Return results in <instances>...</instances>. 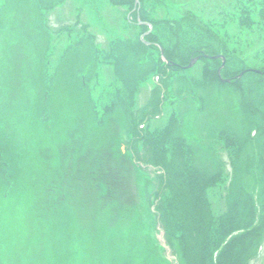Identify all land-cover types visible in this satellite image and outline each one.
Masks as SVG:
<instances>
[{"label": "trees", "instance_id": "trees-1", "mask_svg": "<svg viewBox=\"0 0 264 264\" xmlns=\"http://www.w3.org/2000/svg\"><path fill=\"white\" fill-rule=\"evenodd\" d=\"M75 2L78 3L75 6L77 17L87 11L94 15L100 27L103 20L113 23L110 28L102 23L107 36L103 46L95 42L94 35L86 28L89 22L87 25L82 23L78 30L70 24L54 32L47 25L46 14L40 30L42 34H48L47 45L53 47V54L75 47L83 56L90 47L98 81L90 84L84 79H76L75 92L64 94L68 97L72 118L69 125L65 119L62 130L58 131L51 119L67 109L66 100L53 101L59 87L57 82L53 83L48 71L43 73L49 69L52 59L58 57L63 61L65 53H58L51 61L42 57L46 69L38 74L42 82L41 93L32 105L39 119L51 127L56 140L53 145L41 147L43 167L38 173L40 180L35 178L40 185H27L29 178L22 177L20 166L24 155L11 153L0 145V191L17 193L29 187L47 197L64 196L67 192L65 184L49 178L46 171L47 167H52V159L67 182L70 176L80 178L76 169L95 177L99 200L111 203L105 206L106 211H110L121 208L116 200L122 198L123 186L128 184L129 175L134 174V167L138 173H147L152 183L148 190L142 187L144 193L147 192L149 205L153 206L150 209L155 218V222L150 223L152 234L162 225L166 245L179 264H250L264 240V200L256 199L254 190H247L246 195L241 194L243 199L239 203L247 208V215L239 217L230 213V206L226 208L223 201L229 192L228 175L225 177L217 170L206 171L195 164L196 146L190 137L180 132L178 110L181 108L178 104L194 92L197 95L195 88L201 85L214 83L240 87L244 81L247 86L243 117L249 121V116L252 127L256 126L264 134V0H140L139 8L136 0ZM104 4L109 5L106 14L103 13ZM114 5L123 6L121 18L113 19V12L117 10ZM140 20L144 22L140 23ZM149 23L153 27L144 37L150 41L146 43L141 34L149 29ZM76 31L83 34L78 41L75 40L78 38ZM49 34L55 36L53 46L49 43ZM89 37L90 43L87 42ZM159 44L167 60L163 59ZM206 53L226 57L221 73L231 78L229 82L222 80L217 72L222 57L207 56ZM193 56H198V61L203 64V76L209 80L199 78L179 95L172 87V80L179 72L191 68L186 65ZM105 68L112 71L108 78L101 74ZM79 70V73L84 72L85 64ZM243 70L242 76L237 77ZM154 74L161 76L160 82L153 79ZM147 82L152 85V100L137 105L136 92ZM83 92L87 95L86 106L81 98ZM67 113L68 109L66 116ZM163 118L165 123L160 122ZM151 121H159L161 125L151 127ZM67 142L77 144L73 147ZM226 144L230 145L231 141ZM52 155L54 158H50ZM233 166L235 175L240 165L233 162ZM70 169H73L72 174ZM45 179H48L47 183L57 182V191L52 192L49 184L44 185ZM221 184L227 192L220 201L224 208L220 205L217 210L212 196ZM234 189L231 185L230 191ZM82 192L88 194V191ZM62 204L59 200L56 207ZM66 212L68 218V208ZM97 216H106V227L112 223V217L107 214ZM66 225L69 226L68 222ZM121 229L123 227L118 230ZM111 231L110 227L106 229V235L109 236ZM155 242H158L157 237ZM156 245L163 256L167 246L159 242ZM169 260L166 259L167 264Z\"/></svg>", "mask_w": 264, "mask_h": 264}, {"label": "rangeland", "instance_id": "rangeland-1", "mask_svg": "<svg viewBox=\"0 0 264 264\" xmlns=\"http://www.w3.org/2000/svg\"><path fill=\"white\" fill-rule=\"evenodd\" d=\"M42 1L0 0V145L11 153L24 155L20 172L22 177L29 178L27 185L41 184L35 178L40 180L38 173L42 172L43 149L45 145H53L56 140L51 127L39 119L32 105L41 93L42 82L38 74L46 69L42 57L46 56L51 61L58 53H65L63 61L58 57L52 59L49 69L43 73L48 71L53 83L57 82L56 86L59 87L53 101L66 100L67 116V109H64L51 119L54 129L58 131L62 130L65 119L68 124L72 118L68 97L64 94L75 92L76 79H84L90 84L98 81L96 61L90 47L83 52L84 57L78 54L75 47L65 51L61 49L53 54V47L47 45L48 34H42L40 30L43 17L47 14V25L54 32L70 24L78 30L82 23L89 22L86 28L101 46L107 38L102 23L109 28L113 26V23L103 20L100 27L94 15L87 11L77 17L76 0ZM103 6V13L106 14L109 5ZM113 7L117 8L113 12V19L121 18L123 6ZM75 35L78 41L83 34L76 31ZM54 37L49 34L51 45ZM91 40L89 37L87 42ZM197 61L190 69L179 72L173 78L172 87L179 95H183V89L188 85L196 84L199 78L209 80L203 76L202 62ZM84 64V72L79 73V68L84 67ZM106 68L101 74L108 78L112 71ZM153 79L160 82L161 76L154 74ZM240 84L238 87L207 83L196 87V94L201 98L195 92L186 96L178 104L181 108L178 113L181 117L180 132L190 137L196 146L195 164L206 171L217 170L225 177L228 175L229 192L226 194L224 184L219 185L218 191L212 196L215 207L219 209L220 201L226 194L224 206H230L231 214L243 217L247 215V208L243 204L239 205L243 199L241 194L246 195L247 190H254L256 199L264 200V139L261 140L264 134L256 126L252 127L249 116V121L243 117L247 84L244 81ZM151 86L150 82L141 85L135 96L137 105L152 100ZM207 86L210 87L204 89ZM83 96L81 98L86 106L87 95L84 92ZM168 109L171 111L169 106ZM168 109L165 107L164 110ZM164 117L167 118V115ZM160 122L165 123L166 120L163 118ZM259 122L262 120L259 119ZM157 125H161L159 121L150 123L151 127ZM227 141H231V144L227 145ZM76 142L67 143L74 147ZM50 158H54L53 155ZM50 161L52 167L46 170L50 177L47 172L45 174L65 184L67 192L64 196L47 197L29 187L23 189V193L0 191V264H167L166 259H170L169 264H179L169 246L166 253H162L164 257L159 253L156 244H166L162 225L152 234L150 223L153 220L155 222V218L150 209L153 206L149 205L147 192L144 193L142 188L148 190L152 186L147 173H138L133 167L134 174H130L126 180L128 184L123 186L122 198L116 200L121 208L106 211L105 206L111 203L99 200L100 192L95 177L85 170L76 169L80 178L70 176L67 182L62 179L64 176L53 160ZM233 162L240 165L235 175ZM69 173L72 174L73 169ZM45 181L44 185L49 184L52 192L57 191V182ZM231 185L235 188L233 191H230ZM82 191H88V194ZM59 200L63 204L56 207ZM62 206L63 212L60 213ZM67 208L70 211L68 218ZM258 209L260 211L261 207ZM106 214L112 217V223L107 227L106 216H97ZM109 227L112 231L108 236L106 229ZM156 237L158 242H155ZM250 264H264V240Z\"/></svg>", "mask_w": 264, "mask_h": 264}, {"label": "water", "instance_id": "water-1", "mask_svg": "<svg viewBox=\"0 0 264 264\" xmlns=\"http://www.w3.org/2000/svg\"><path fill=\"white\" fill-rule=\"evenodd\" d=\"M136 2L138 3L139 0H136ZM151 29H152V25H150V29H149L148 31H146L145 33H143V34L141 35V38L144 39V35H145L146 33H148ZM146 42L149 43V41H146ZM160 48H161L162 57H163L164 59H166V56L164 55V51H163V49H162L161 46H160ZM206 55H208V54H206ZM213 56H214V57H219V56L222 57L223 62H222V64H221V66L218 68V74H219V76H221V78H222L223 80H227V81L230 80V78H224V77H222V75H221V68H222V66H223L224 63H225V58H224V56L219 55V54H216V55H213ZM196 59H197V57H193V58H191V60H190V62L188 63L187 66H191V65L194 63V61H195ZM242 73H243V71L240 72L237 76H241Z\"/></svg>", "mask_w": 264, "mask_h": 264}]
</instances>
